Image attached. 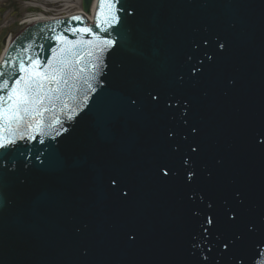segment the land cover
Masks as SVG:
<instances>
[{"label": "water", "instance_id": "water-1", "mask_svg": "<svg viewBox=\"0 0 264 264\" xmlns=\"http://www.w3.org/2000/svg\"><path fill=\"white\" fill-rule=\"evenodd\" d=\"M99 2L0 61L115 41L59 135L0 149V264H264V0H118L107 32Z\"/></svg>", "mask_w": 264, "mask_h": 264}, {"label": "snow or ice", "instance_id": "snow-or-ice-1", "mask_svg": "<svg viewBox=\"0 0 264 264\" xmlns=\"http://www.w3.org/2000/svg\"><path fill=\"white\" fill-rule=\"evenodd\" d=\"M117 3L118 0H100L95 27L101 32L119 23ZM71 20L83 22L84 17L77 15ZM65 31L78 38L57 34V46L47 61L21 53L18 62H5V70L0 71V77L8 76L0 81V149L17 141H34L37 135L41 143L43 136L50 132L59 135V126L63 124L61 114L72 119L80 103L86 104L89 99L85 88L95 90L92 80L101 66V56L115 41L101 39L87 25ZM8 68L11 71H7ZM16 72L20 75L10 86L9 79Z\"/></svg>", "mask_w": 264, "mask_h": 264}, {"label": "flooded vegetation", "instance_id": "flooded-vegetation-1", "mask_svg": "<svg viewBox=\"0 0 264 264\" xmlns=\"http://www.w3.org/2000/svg\"><path fill=\"white\" fill-rule=\"evenodd\" d=\"M78 0H0V60L12 43L32 24L27 22L33 14H39L46 4L48 9L56 10L63 6H76Z\"/></svg>", "mask_w": 264, "mask_h": 264}, {"label": "built area", "instance_id": "built-area-1", "mask_svg": "<svg viewBox=\"0 0 264 264\" xmlns=\"http://www.w3.org/2000/svg\"><path fill=\"white\" fill-rule=\"evenodd\" d=\"M68 11L67 7L63 8V9H58L55 11L54 16H58L60 13L66 12Z\"/></svg>", "mask_w": 264, "mask_h": 264}, {"label": "bare ground", "instance_id": "bare-ground-1", "mask_svg": "<svg viewBox=\"0 0 264 264\" xmlns=\"http://www.w3.org/2000/svg\"><path fill=\"white\" fill-rule=\"evenodd\" d=\"M41 15H43V14H41ZM30 20H31V18H27V22H30Z\"/></svg>", "mask_w": 264, "mask_h": 264}]
</instances>
